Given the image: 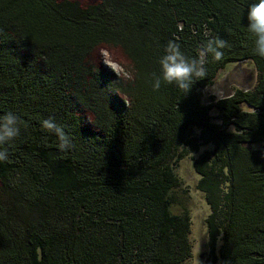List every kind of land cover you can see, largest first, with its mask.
Here are the masks:
<instances>
[{"label": "trees", "instance_id": "trees-1", "mask_svg": "<svg viewBox=\"0 0 264 264\" xmlns=\"http://www.w3.org/2000/svg\"><path fill=\"white\" fill-rule=\"evenodd\" d=\"M252 2L0 0V115L28 125L0 145V264H182L190 218L173 165L188 153L208 206L206 261L264 264V58L247 30ZM214 36L230 47L208 56L205 78L187 93L153 91L168 40L193 57ZM100 47L122 52L126 77L91 59ZM246 59L252 88L201 102L221 68ZM49 116L71 150L41 127Z\"/></svg>", "mask_w": 264, "mask_h": 264}, {"label": "clouds", "instance_id": "clouds-1", "mask_svg": "<svg viewBox=\"0 0 264 264\" xmlns=\"http://www.w3.org/2000/svg\"><path fill=\"white\" fill-rule=\"evenodd\" d=\"M247 30L253 37L254 54L264 58V0H254L246 11ZM230 47L228 42L219 36L208 38L201 46L198 55L188 57L175 40H168L163 45V54L159 57V71L153 73L151 87L158 91L162 84H174L184 93L190 91L195 81L207 76L206 63L208 56L213 61L224 58V49ZM27 122L14 112L0 115V145H11L21 134L22 128H27ZM41 127L53 134L58 141L57 147L61 152L74 147L66 126L59 124L55 117L49 116L41 120ZM8 153L0 151V161H6Z\"/></svg>", "mask_w": 264, "mask_h": 264}, {"label": "rangeland", "instance_id": "rangeland-1", "mask_svg": "<svg viewBox=\"0 0 264 264\" xmlns=\"http://www.w3.org/2000/svg\"><path fill=\"white\" fill-rule=\"evenodd\" d=\"M80 1L84 3L94 0ZM91 59L95 63L110 69L115 74L123 75L124 77L128 75L124 67L127 64V60L117 48H97L92 53ZM257 78L258 71L252 60L246 59L227 63L217 72L213 82L201 89V102H207L211 99L209 98L211 96L216 98L226 96L237 88H252L256 84ZM243 107L247 108L246 105H243ZM213 119L215 120V118ZM252 145L257 146L259 144L254 143ZM209 147H211L209 144L202 145L200 150ZM194 156H196V153H188L177 159L175 164L173 163V171L180 181V186L174 191L182 196L180 200L183 201L190 218L188 238L192 245L191 256L182 264H217V262L206 261L208 248L204 217L208 213V206L204 201L202 192L195 187L198 175L192 168L191 158ZM181 210L182 208L178 205L171 206V211L174 213H179Z\"/></svg>", "mask_w": 264, "mask_h": 264}]
</instances>
